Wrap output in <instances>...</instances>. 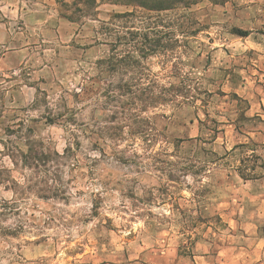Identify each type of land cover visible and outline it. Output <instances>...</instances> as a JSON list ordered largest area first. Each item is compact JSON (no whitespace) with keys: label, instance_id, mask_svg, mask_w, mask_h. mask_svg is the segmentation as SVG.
Masks as SVG:
<instances>
[{"label":"rangeland","instance_id":"374dc122","mask_svg":"<svg viewBox=\"0 0 264 264\" xmlns=\"http://www.w3.org/2000/svg\"><path fill=\"white\" fill-rule=\"evenodd\" d=\"M81 4L63 28L69 39L54 37L50 52H10L0 68V264L234 261L246 241L236 226L237 171L264 174L260 142L233 150L247 132L264 130L247 114L264 99V0H197L198 31L177 60L196 99L175 110L126 107L130 127L120 140L103 137L122 119L102 94L118 77L96 61L111 55L103 21L133 8ZM167 57L134 63L145 74L125 80L168 84L176 58ZM75 137L79 145L64 154Z\"/></svg>","mask_w":264,"mask_h":264},{"label":"trees","instance_id":"16d2710c","mask_svg":"<svg viewBox=\"0 0 264 264\" xmlns=\"http://www.w3.org/2000/svg\"><path fill=\"white\" fill-rule=\"evenodd\" d=\"M83 2L90 11L101 4H120L132 7V10L124 12H112L107 21H103L107 26L103 27L105 33L110 38L102 44L110 46L111 55L107 58L97 60L102 64L108 65V71L117 75L118 82L112 88H103V96L114 103V107L122 113L121 120L115 124L105 125L103 128L107 133L103 136L109 139L120 140L123 138L128 115H123L126 107L133 106L141 108L139 111L149 109L157 104L170 106L172 109L180 108L186 104H191L196 99L194 91L196 88L191 85L189 74H182V70L177 68V60L180 59V52L188 51L189 39L197 33L198 29H193L192 22V6L197 0H79ZM213 4H225L230 0H208ZM79 9V8H78ZM80 10V9H79ZM91 14V13H90ZM136 21H140V26L134 28ZM124 23L121 30L116 29V23ZM119 25V24H118ZM157 52H163L164 55L176 58L170 70L172 81L168 84L160 86L158 89L153 85L131 84L129 80H125L124 76L138 73L139 78L143 77L145 72L139 69L136 72L131 68L134 63L149 56H154ZM176 66V67H175ZM174 80H179L175 82ZM192 80V79H191ZM206 94V91H203ZM74 96H78L75 92ZM115 110V112H118ZM74 114L65 119V123L69 124L75 121ZM116 118V117H115ZM147 131V130H145ZM143 133L142 130H135L134 134ZM74 136V133H71ZM141 135V134H140ZM142 136V135H141ZM73 145H79L76 137L74 144H70L65 148V153L73 152ZM236 147V146H235ZM234 147V148H235ZM188 172L183 170V176ZM242 178H252L239 170Z\"/></svg>","mask_w":264,"mask_h":264},{"label":"crops","instance_id":"0c3cea01","mask_svg":"<svg viewBox=\"0 0 264 264\" xmlns=\"http://www.w3.org/2000/svg\"><path fill=\"white\" fill-rule=\"evenodd\" d=\"M73 5L82 8L79 0H0V68L7 65L10 52H50L54 37L67 40L68 34L63 28L75 24L70 9ZM259 107L262 110H256L255 104H251L247 114L257 115L264 123V99L259 101ZM261 129L247 132L233 150L251 140L260 142V156L264 161V130ZM237 172L242 186L236 226L245 234V245L238 247L240 256L234 261L218 256L216 260H206V264H264V174L244 179Z\"/></svg>","mask_w":264,"mask_h":264}]
</instances>
